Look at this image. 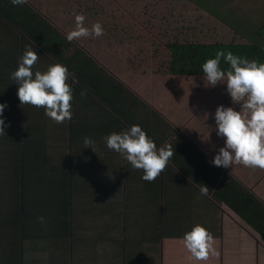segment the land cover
Returning a JSON list of instances; mask_svg holds the SVG:
<instances>
[{
    "label": "trees",
    "instance_id": "trees-1",
    "mask_svg": "<svg viewBox=\"0 0 264 264\" xmlns=\"http://www.w3.org/2000/svg\"><path fill=\"white\" fill-rule=\"evenodd\" d=\"M226 4L223 0L215 2L221 11ZM203 7L199 5L197 8ZM214 16L220 18L219 14L215 13ZM249 25L251 26L250 23ZM252 26L253 32L243 43L187 40L181 42L178 39L168 42L166 72L177 77H204L202 64L207 59L215 58L216 52L221 50L264 63V16ZM0 34L4 36L2 39L0 36V83L4 84L8 91L13 92L12 87L18 90L19 85L8 80L6 76L9 73L10 77L17 69L18 59L27 46H31L39 56L33 72H45L50 65L61 64L66 66L78 81L72 84V80H69L73 88L70 121L57 125L46 117L43 111L40 120L37 116L39 114L36 115V126L24 125L20 134L15 131V125L12 126L11 148L0 153V238L15 235L19 238V243L26 241L31 249L29 253L32 259L26 260L27 264L29 261L30 264H39L38 257H41V264L44 260L49 264V258H57V255L73 258L72 255L75 257V254L70 252L69 247L75 240L82 242L88 233L90 238H94L103 225L104 234L111 231V226H107L111 221L109 212L116 211L118 215L121 214L118 211L122 210L133 221L134 216L140 215L143 209L142 204L140 205L143 195L137 188L141 179L120 154L111 160L108 159L109 155L98 153L88 157L92 148L84 147V138L89 137L95 144L105 147L103 138L110 133L104 131V119L96 126L87 121L89 116L93 115L90 109L87 112L83 110L87 114L85 116L81 113L77 115L79 109L76 91L83 87L92 93L99 111H106L114 116L122 114L124 117L115 120L118 123L133 117L132 108L141 100L75 44L68 42L55 26L28 3L13 6L11 0H0ZM2 45L6 51L1 50ZM10 66V72L3 71L5 67L9 69ZM221 67L225 69L228 65L222 60ZM8 100V106L14 109L16 115H12L13 119L19 117L23 109L32 112L34 109L39 110L31 105H20L18 96L14 93L9 94ZM45 123L50 130L48 132ZM6 135H0V139ZM176 139L192 146L197 162L195 171L199 175L203 173L202 185L208 187L216 202L225 203L252 234L264 240V202L247 188L242 180L237 181L238 179L228 175V172L222 171L220 167L214 166V171L206 168L203 163L205 154L189 143L187 138L177 134ZM2 142L5 144L6 140ZM53 144H56V149L50 152L55 153L56 158L49 162L47 149ZM117 163L121 166L118 172L120 183L114 180L112 172ZM247 180L246 176L245 181ZM123 181L127 185L126 188L121 185ZM41 216L45 219L44 224L38 220ZM163 229L167 231L166 228ZM119 232L137 236L129 226H122ZM117 236L119 233L112 241ZM114 242H117L118 248H122L118 240ZM124 242L128 243L125 246L126 259H133L125 264H135L133 261L136 255L130 254H139L142 247L145 252L149 249L142 241Z\"/></svg>",
    "mask_w": 264,
    "mask_h": 264
},
{
    "label": "crops",
    "instance_id": "crops-1",
    "mask_svg": "<svg viewBox=\"0 0 264 264\" xmlns=\"http://www.w3.org/2000/svg\"><path fill=\"white\" fill-rule=\"evenodd\" d=\"M3 37L1 36V39ZM3 47L2 45L1 50L6 51ZM10 70L11 66L9 69L6 67L3 69L6 72H10ZM8 75L9 73L6 78L11 80ZM113 76L141 100L139 104L134 105L132 108L134 113L131 114L133 117L121 120L119 123L116 122V119L124 116L122 114L114 116L109 112L99 111L94 95L83 87H79L76 91L79 109L77 115L79 116L81 113L82 116H85L87 114L83 110L85 109L87 112L90 109L93 115H90L87 121L96 126L104 119V131L110 134L112 132H122L132 125L138 124L147 133L148 137L156 143L157 149L165 145H171L175 155L170 158L161 175L151 183L141 179L142 170H135L129 164L131 170L136 172L141 179V184L137 185L143 195L140 202L143 209L140 215H135L132 221L122 210V212L118 211L121 213L118 215L116 211L109 212L111 221L107 226L108 228L111 226V231L104 234L102 232L104 225L101 226L99 232L95 233L94 238H90L88 233L84 240L82 239V242H76L75 240L71 244L69 249L70 252L75 254V257L72 255L73 258H62V255H57V258H49V264H125L128 260H133L130 257L128 260L126 259L127 248L125 246L128 243L124 241L130 240L142 241V244L149 248L145 252L144 247H142L139 252L140 255L130 254V256L136 255L133 261L135 264L137 262L139 264L236 263L240 258L237 245L242 239L249 236L241 230L249 231L248 227L229 210L225 203L216 202L209 191L206 196L200 194L203 173L199 175L195 171L197 162L192 146L176 139L177 134L187 138L189 143L194 144L205 154L207 160L203 158V163L206 168L211 169V171L215 170L214 165L210 162L219 149L224 146V138L218 137L216 133L214 115L217 105L215 103L221 100L222 95H226V83H218L215 86L217 92L213 93V98L210 92L206 90L207 87L202 88L199 94H201L203 100H198L196 99L198 95L196 97L190 91V88H192L190 85L186 91L177 86L171 87L170 85L174 79H149L150 88L148 84H137L135 79L122 81L117 79L115 75ZM69 80H71V77ZM189 80V84H191L194 79ZM11 89L13 92L10 91V94L17 95L18 90L14 87ZM82 91L86 93L84 97H81ZM156 91L158 94L154 93ZM205 91L206 93L208 91L209 94L203 93ZM191 95L195 101L192 100ZM237 106L238 109L235 108V110L240 111L238 104ZM9 109L11 115H14V109L12 107H9ZM198 109H201L200 113H196ZM100 128L102 130V126ZM94 147L96 153L109 155V160L114 159L113 157L118 154L109 150L106 144V148L100 144H95ZM94 154L95 152L91 149V154L88 157ZM115 162L114 160L113 163ZM120 167V163H117L112 169L114 180L118 183H120L118 176ZM220 168L222 171L228 172V175L235 177L236 180L238 179L237 181H241L242 176H248L244 174L245 171L249 173L254 170V168H247L242 165H234L228 169ZM250 184V181H244V185L253 191L254 184L249 187ZM121 185L123 188L127 187L124 181ZM196 225L205 227L214 237V252L210 253L206 261L192 259L182 241L185 233L191 231ZM122 226L131 227L137 236H131L128 232L120 233L119 230ZM163 228H166L167 231L160 233V229ZM117 233H119V236L112 241ZM117 240L122 248L117 247V242H114ZM164 244H171L172 256H166L163 248ZM253 247L255 248L254 245ZM30 251L29 244L26 241L19 243V238L15 235L0 238V264H27L26 260H32ZM249 258L248 261H243L241 264H251ZM254 260L252 264H255ZM38 262L41 264V257H38ZM28 264H30V261ZM43 264H46V260Z\"/></svg>",
    "mask_w": 264,
    "mask_h": 264
},
{
    "label": "rangeland",
    "instance_id": "rangeland-1",
    "mask_svg": "<svg viewBox=\"0 0 264 264\" xmlns=\"http://www.w3.org/2000/svg\"><path fill=\"white\" fill-rule=\"evenodd\" d=\"M218 1L28 0V4L37 9L65 37L68 32L75 29L74 14H83L86 18L84 26L89 29L93 24L100 23L104 30L102 36L85 37L73 40L72 43L90 56L101 68L115 75L117 79L122 81L135 79L137 84H148L150 88L149 79H174L171 87L177 86L186 91L190 85L192 87L190 91L196 97L198 95L196 99L203 100L199 94L202 88L207 87L206 90L210 92L212 98L213 93L217 92L216 88L206 86L204 77H177L166 72L165 61L169 57L167 43L177 39L181 42L187 40L243 43L249 39L250 33L254 30L252 24L257 23L264 16V0H223L227 2L223 11L215 5ZM199 5L204 6L203 9L197 8ZM213 9L214 12H212ZM215 13L219 14L220 18L214 16ZM189 79H194L191 84ZM208 87L211 89L209 90ZM208 91L203 93L209 94ZM154 93L158 94L157 91ZM225 93L226 95H222L221 100L215 103L217 107L223 105L232 107L234 110L238 109L226 90ZM9 94L7 87L1 84L0 102L7 105L2 118L8 126L5 128L7 135L0 139V153L7 152L11 148L13 124L15 131H18L17 134H20L24 125L36 126L37 116L40 120L44 111L42 108L34 109L33 112L23 109L24 114L21 112L19 117L13 119L8 106ZM192 100L195 101L193 97ZM238 105L241 109V105ZM200 112L201 109H198L196 113ZM45 126L46 132L50 131L46 123ZM2 140H6L5 144ZM55 145H50L47 149L49 162L56 158V154L50 152L56 149ZM249 173L247 171L244 173L248 175L247 181L251 183L249 187L254 184L252 189L255 195L264 202V169L254 168L253 172ZM244 181L245 177L242 176V183ZM163 232L165 230L160 229V233ZM241 232H246L250 237L246 236L237 245L240 258L234 264L246 262L248 257L251 264L254 258L255 264H264V240L255 237L250 231L243 229ZM163 246L166 256H172L171 244Z\"/></svg>",
    "mask_w": 264,
    "mask_h": 264
},
{
    "label": "clouds",
    "instance_id": "clouds-1",
    "mask_svg": "<svg viewBox=\"0 0 264 264\" xmlns=\"http://www.w3.org/2000/svg\"><path fill=\"white\" fill-rule=\"evenodd\" d=\"M28 0H11L13 6L26 5ZM75 15V29L66 34L72 42L85 37L97 38L104 34L100 23L91 29L84 26L85 16ZM39 56L31 46H27L18 59V68L10 74V79L19 85L17 96L20 105H31L44 109V115L55 124H63L72 119L73 88L77 78L61 64L50 65L45 72H33ZM228 65L222 69L221 61ZM206 86L215 87L226 83V91L233 104H240L241 110L220 105L216 108L214 119L218 137L224 138V146L219 149L210 162L225 169L234 165L247 168L264 169V63L248 60L234 55L231 51H217L215 58L207 59L201 66ZM86 93L81 92V97ZM6 104L0 103V135H6L5 121L2 118ZM107 148L120 154L135 170H142V180L154 182L165 170L175 153L171 145L157 149L140 125H132L122 132H112L103 138ZM84 147L96 153L95 142L84 138ZM200 194L206 196L208 187L202 185ZM41 224L44 217H38ZM184 247L192 259L206 261L214 252L213 235L203 226L196 225L182 238Z\"/></svg>",
    "mask_w": 264,
    "mask_h": 264
}]
</instances>
